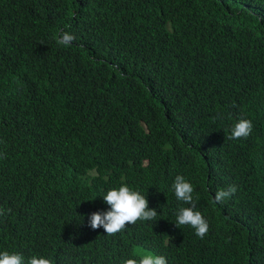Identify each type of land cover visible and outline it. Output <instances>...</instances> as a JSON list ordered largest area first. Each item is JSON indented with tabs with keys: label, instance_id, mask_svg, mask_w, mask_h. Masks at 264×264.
<instances>
[{
	"label": "trees",
	"instance_id": "trees-1",
	"mask_svg": "<svg viewBox=\"0 0 264 264\" xmlns=\"http://www.w3.org/2000/svg\"><path fill=\"white\" fill-rule=\"evenodd\" d=\"M177 175L203 239L175 224ZM121 184L157 221L93 230ZM0 208V252L25 259L264 264V0H0Z\"/></svg>",
	"mask_w": 264,
	"mask_h": 264
},
{
	"label": "clouds",
	"instance_id": "clouds-1",
	"mask_svg": "<svg viewBox=\"0 0 264 264\" xmlns=\"http://www.w3.org/2000/svg\"><path fill=\"white\" fill-rule=\"evenodd\" d=\"M76 39L75 35L63 32L57 39V43L67 47ZM253 127V122L250 119L241 118L234 124L231 134L226 139H247L251 135ZM172 189L177 200L190 205L177 210L176 226L180 228L185 225L190 226L195 229L196 235L203 239L209 233L210 224L200 211L195 210L198 197H194L193 185L183 175H177L172 184ZM236 191L237 187L235 185L218 190L215 193L213 203H224ZM103 200L110 208L107 211H96L89 215L88 226L93 230L102 227L107 235L111 236L120 233L127 225H134L138 221H157L158 212L155 208L149 207L146 195L138 190L131 189L127 184L112 188L106 195H103ZM5 215V210L0 208V217ZM0 264H53V262L45 256L33 255L25 259L21 253L4 251L0 252ZM123 264H168V262L165 256L149 254L140 256L138 259H126Z\"/></svg>",
	"mask_w": 264,
	"mask_h": 264
},
{
	"label": "rangeland",
	"instance_id": "rangeland-1",
	"mask_svg": "<svg viewBox=\"0 0 264 264\" xmlns=\"http://www.w3.org/2000/svg\"><path fill=\"white\" fill-rule=\"evenodd\" d=\"M149 254L152 255V253H146V252H144V251L141 252V255H142V256H143V255H149Z\"/></svg>",
	"mask_w": 264,
	"mask_h": 264
}]
</instances>
